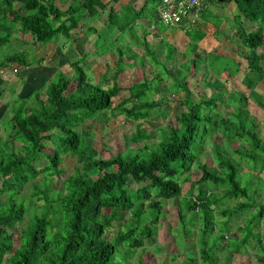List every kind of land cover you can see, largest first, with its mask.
Instances as JSON below:
<instances>
[{"label":"trees","instance_id":"1","mask_svg":"<svg viewBox=\"0 0 264 264\" xmlns=\"http://www.w3.org/2000/svg\"><path fill=\"white\" fill-rule=\"evenodd\" d=\"M120 1L73 0V4L63 9L58 6L60 0H0V49L17 35L21 43L32 45L35 50L53 45L60 36L71 39L73 32L82 31L94 38L96 55L116 52L117 79L126 66L125 52L119 43L127 33L136 34V23L147 17L144 13L148 8L147 3L138 10L126 5L118 12L114 5ZM234 1L240 12L235 19L237 33L248 52L242 84L251 93L249 98L238 92L229 95V104L237 101L239 105L228 118L214 119L213 112L208 111L218 110L216 98L196 103L186 81L174 84V94L184 93L181 101L184 110L173 123L158 129L156 143H151L154 136L138 123L131 135L135 148H127L110 159L86 162L92 138L96 136L95 132L84 130L88 123H107L118 115L123 116V122L159 119L153 116V111L164 101H156L153 95L161 92L162 74L153 76L142 63L141 79L128 89L130 98L114 106V98L123 89L94 83L82 65L87 64V55H83L71 63L74 75L70 78L59 72L57 81L47 85L44 98L34 90L15 99L5 125L11 134L0 151V264H128L147 240L157 236L166 216L164 200H176L179 222L187 237L186 248L192 244L189 241L193 239L192 231L199 230L198 252L188 248L187 259L177 264H219L227 249L238 252L251 243L264 256V232H254L264 222V200L259 202L256 198L261 196L264 180L242 174V162L252 172L264 171V141L248 104L252 100L264 110V98L257 91L264 83V0ZM103 14H107L106 31L100 33L99 27L91 23ZM245 22L250 29H242L240 24ZM116 32L120 34L114 39ZM203 36H197L196 41ZM171 47L169 53H174ZM149 51L155 61L154 53ZM51 57L49 52L31 57L21 50L6 55L0 68L41 66ZM201 57L190 61L191 73L198 74ZM224 71H230L228 74L234 78L239 74L238 69L224 68ZM25 81L23 78L22 82ZM215 135L232 144L243 141L250 147L242 154L241 149L229 145V149H235L234 156L239 155L240 160L236 161L229 149L222 151L211 143L217 150L220 169L217 174L201 162L205 146ZM17 143L21 144L19 151ZM46 143L54 146L52 155L44 153ZM63 155L77 156L81 166L66 180L64 192L51 197L50 184L54 176L63 173L60 169ZM43 158L46 165L37 167L36 162ZM195 165L202 173L197 182L186 176ZM42 175L43 189L35 182ZM28 186L33 189L32 198L45 204L40 213L34 212L27 226L18 229L32 207L19 198ZM184 187L188 188L186 198H182ZM196 188L199 194L195 195ZM215 188L221 195L212 192ZM231 201L236 202L234 207L227 206ZM245 213V223L238 228L242 239L229 240L233 222ZM219 216L224 220H217ZM115 223L120 227L123 224L124 229L109 237ZM139 264L146 263L140 259Z\"/></svg>","mask_w":264,"mask_h":264},{"label":"rangeland","instance_id":"2","mask_svg":"<svg viewBox=\"0 0 264 264\" xmlns=\"http://www.w3.org/2000/svg\"><path fill=\"white\" fill-rule=\"evenodd\" d=\"M73 0H60L58 6L66 9L68 5L72 3ZM78 2L83 0H76ZM110 2L111 0H106ZM160 0H142L148 4V8L145 11L144 15L147 16L154 23L158 22V25L161 26L156 18V4ZM222 1V0H221ZM219 2V4L224 5L223 10L220 8L215 10V14L212 13L213 17L209 12L204 15L203 19L201 18L199 26L192 31L195 32L192 34L185 33V35H174L175 31H167L166 33H161L157 25L151 29L152 34L148 37V42L151 47L160 49L163 48V41L165 50L167 49V55L171 61L167 63V60L164 58V50L161 53L164 59L158 58L157 54L154 53L155 61L158 64L153 66L150 60L143 56L141 52H138V49L144 45L140 42V32L143 33L145 29L141 28L139 33L136 36L131 37L127 35L124 42L120 45L121 47L128 52L136 55L131 61L132 63H126L125 71L117 78H114L116 74V69H118L117 61L118 56L115 54V51L112 52V55L107 58L95 59L94 62L89 64L83 63L84 69L89 74L94 83H101L105 88H110L113 85H118L123 90L119 93V96L114 98V106L121 105L125 100L130 98V92L128 91L129 87L133 85L134 82H137L141 79L142 69L138 66H141L143 63V58L145 61V66L151 70L152 75L162 74L164 84L161 87L160 94H154L153 98L156 101H164L163 105L159 108H156L153 111V116H159V119L151 120H141L140 122H123V116L111 117V120L107 123H88L85 126V131L90 130L95 132V138H92L93 143L91 149L86 154V162L92 161L95 159H110L116 154L124 153L127 148H135L136 145L131 141V135L136 131L138 123H141L148 133L154 136V140L151 143H156L158 141V129L165 128L168 124L173 123L175 117L180 115L183 112L181 106V101L184 98V93L179 92L174 94L173 85L178 84L182 85L185 81L188 83V87L191 90V97L194 102H200L203 100H210L216 98L218 101V110L213 108L209 109V112H213L212 115L214 119L220 120L222 118H228L231 116V113L234 111V107H237L239 103L234 101L232 104H229L228 98L229 95L233 92H238L249 98L251 89L247 88L242 84L244 73L247 70V50L244 47L242 40L239 37L237 31V22L236 17L240 16L239 9L232 0H224V2ZM214 3L216 1L214 0ZM214 3H209L211 6ZM73 4V3H72ZM113 5V4H112ZM140 5L133 6L134 9H140ZM158 5V4H157ZM118 12L122 11L121 5H114ZM210 11V10H209ZM107 14L101 15V17L91 23V25L98 26L101 32H105V23H106ZM205 19L210 20V26L205 24ZM220 19V20H219ZM242 17V21H243ZM222 20V26H220V21ZM142 21V19H139ZM202 21V22H201ZM217 24H219L217 26ZM84 26V24H82ZM242 29H250V26L247 22L240 24ZM219 29L220 35H216L214 32L216 27ZM220 26V27H219ZM85 29H87L85 27ZM200 29V30H197ZM203 31H202V30ZM154 31V32H153ZM120 32V31H119ZM116 32L113 36L115 38L120 33ZM171 36H170V33ZM203 34V41L198 40L197 36ZM82 31L73 32L72 38H66L60 36L58 40L49 46H42L37 49H32V45L23 44L19 41V36H15L16 39H11L10 42L4 44L0 49V61L6 56L14 54L21 50H26L32 56L42 57L46 53H51L52 57L47 60L41 66H32L30 68H22L14 65H9L4 68H0V151L3 150V145L7 142L8 136L11 134L10 128H7L6 122L9 120V117L12 115V109L15 105V99L17 97L22 98L32 91L36 90L42 94L44 98V92L49 83L55 82L58 79V73L62 72L69 76L70 78L74 75L75 71L71 66V63L81 59L84 53L88 51V42L90 38L85 36V43L83 42L84 35ZM173 35V36H172ZM214 36L216 40L212 44L209 43L210 39ZM92 38V36H91ZM108 38V37H107ZM182 38H184L182 40ZM192 39V40H190ZM27 40H30L27 37ZM170 40V41H169ZM174 43L173 50L174 54L169 51L171 50V45ZM199 44V45H198ZM51 45V46H50ZM94 46V45H93ZM32 47V48H31ZM50 47V48H49ZM95 47V46H94ZM162 50V49H161ZM45 53V54H44ZM201 55L202 57L198 60V74L191 73L190 71V60L192 57H197ZM161 56V55H160ZM167 57V56H166ZM166 60V61H165ZM89 59H86L88 63ZM133 66V67H131ZM154 68V70H153ZM224 68L228 69H238L239 74L236 78L231 77L228 73L224 71ZM205 69V71H204ZM153 70V71H152ZM169 73H166V71ZM23 78L26 81L23 83ZM257 91L262 94L264 98V83L257 88ZM46 98V97H45ZM22 103V101H21ZM249 111L252 117L256 119L258 125V132L260 137L264 141V110L256 104V102L249 100ZM20 105V103L18 104ZM129 108L132 104L127 105ZM216 109V108H215ZM211 141V142H210ZM210 141L205 146L204 155L201 157V162L206 163L209 166V170L213 173H220L219 164L217 160L216 149L213 148L211 143H215L220 150L228 148L232 144L229 140L223 139L221 135H215L210 138ZM213 143V144H214ZM21 144H16V151H19ZM46 149L44 153L52 155L54 153V146L50 143H46ZM233 148L241 149V153L245 154L250 150L249 145L245 144L243 141H236L232 144ZM229 149L231 156L235 157L236 161H239V155L234 156L233 150ZM236 155V154H235ZM46 165V160L43 158L39 162H36L37 167H42ZM81 164L78 162L77 156L72 155H63V161L60 165V169L63 171L60 177H55L50 184L51 197H54L56 192L63 193L66 180L76 173V168L80 167ZM243 172L242 174H250L253 178H261L264 180V171L252 172L249 169V166L242 162ZM193 182L199 181L202 176L201 170L195 165L192 170L187 173V175ZM43 189L45 184L43 182V175L40 176L36 181ZM187 187L183 189L182 198H186ZM33 189L31 187H26L20 194L19 198H24L27 205L31 204V208L25 218V221L21 229L27 226V223L31 217H33L34 212H41V209L45 202L43 200L37 201L32 198L31 193ZM212 192L221 195L219 189H214ZM199 194L198 189H195V195ZM261 196H256L258 201L264 200V187L260 192ZM6 195L3 196V198ZM242 201V200H241ZM239 202V201H238ZM236 202L231 201L227 206L234 207ZM178 208L176 205V200H164L163 201V213H166L161 220V225L159 226L158 233L156 237H153L145 242V247L138 250V252L129 259L128 264H139L140 259L144 260L146 264H177L178 262L184 261L187 259L189 254L188 248L198 252L199 248L196 246L199 239V230L196 228L192 231L193 239L189 240L192 244H185L187 239L184 236L183 229L180 225L178 218ZM247 213L242 214L239 219L233 222L232 230L229 234V240H240L242 239V234L238 232V228L245 223ZM130 215H128V219ZM217 220H224L223 216H219ZM198 227V226H197ZM119 229H124V226L120 227L115 223V226L108 233L109 237L115 236ZM254 232L262 234L264 232V222H260V226L254 229ZM218 234H215L216 237ZM212 237V242L214 241ZM264 240V237L262 236ZM264 243V241H263ZM17 248V246H16ZM177 257V260L174 259ZM125 261L124 256L122 258ZM4 264H8L5 262ZM219 264H264L263 253L259 250L258 247L251 243L245 246L238 252H234L231 249H227L223 255L220 257Z\"/></svg>","mask_w":264,"mask_h":264},{"label":"crops","instance_id":"3","mask_svg":"<svg viewBox=\"0 0 264 264\" xmlns=\"http://www.w3.org/2000/svg\"><path fill=\"white\" fill-rule=\"evenodd\" d=\"M112 1V0H111ZM110 1V2H111ZM142 0H121L120 1V5H121V7L123 8L124 6H126V5H132V6H137L138 7V4H142V5H140L141 7L140 8H142L143 6H145V4H146V2L143 4L142 2H141ZM145 1H147V0H145ZM221 0H216V3H214V4H212L211 6H208L207 7V9L205 10V12H204V15H206L208 12L213 16V17H215L212 13H214L215 14V11H214V9L215 10H218L219 8H220V10L222 11L223 10V7H226V6H224V5H221V4H219V2H220ZM234 3H236L234 0H232ZM221 2H224V0H222ZM118 4V3H117ZM236 5H237V3H236ZM116 9V8H115ZM138 10V9H137ZM210 10V11H209ZM156 16V18L158 19V17H157V15H155ZM215 18H218V17H215ZM202 19H203V17H202ZM236 19V18H235ZM220 20V19H219ZM159 21V20H158ZM210 20H206L205 19V24L206 25H209L210 26V22H209ZM202 22V21H201ZM161 26H159L158 25V22L157 23H154L153 21H151L148 17H146V18H143L142 19V21H138L137 23H136V27H137V31H136V34H138L139 33V30H141V28H143V29H145L144 30V32L143 33H141L140 32V34H141V36H140V42L141 43H143L144 45L141 47V49H138V52H141L142 53V55L143 56H145V57H147L149 60H150V62H151V64L153 65V66H155V61L153 60V58H152V54L151 55H149V53H150V51L149 50H151L152 51V53H156L157 54V56H158V58H160L161 57V59H166L167 60V63L169 62V61H171L170 59H169V57H168V55H167V53L166 52H168L167 51V49L165 50V48H164V43L165 42H167L166 40H164L163 41V45H162V47L163 48H159V47H156V48H153V47H151V45L149 44V42H148V37L152 34V28L154 27V25H157L158 26V29L160 30V32L161 33H166L167 31H170V30H172V31H175V32H173V33H175L174 35H185V33H190V34H192V32L193 31H190V32H187V31H185L182 27H169V26H166V25H164V24H162V23H159ZM201 24V23H200ZM199 24V25H200ZM220 26H222V20L220 21ZM219 24H217V26L219 25ZM198 25V26H199ZM197 26V27H198ZM217 26L215 27L216 28V30H215V34L217 35H220V33L218 32L219 31V29L217 28ZM219 26V27H220ZM196 27V28H197ZM195 29V28H194ZM196 30V29H195ZM195 30H194V32H195ZM197 30H200V29H197ZM202 30V29H201ZM203 31V30H202ZM154 32V31H153ZM193 32V33H194ZM237 32V31H236ZM170 33V32H169ZM136 34H134V33H127L125 36H124V39L119 43V44H121L122 42H124V40H125V38H126V36L127 35H130L131 37H133V36H136ZM182 35V36H183ZM83 36V35H82ZM85 36L86 35H84V39H83V42L85 43L86 41H85ZM170 36H171V33H170ZM173 36V35H172ZM214 36L215 35H213V37L210 39V41H209V43L210 44H212L213 42H215L216 40L214 39ZM88 38H90V40L88 41V42H86L87 44H88V51L86 52V53H84L85 55H87V58L89 59V61H88V63L87 64H89V63H91V62H94L95 61V59H101V58H107V56L109 57L110 55H112V52H114V50L112 51V52H109V53H107V54H105V55H103V56H98V55H96L97 54V50H96V48L93 46V37L91 38V37H88ZM116 38V37H115ZM114 38V39H115ZM133 39H135L134 37H133ZM184 38H182V40H183ZM190 40H192V39H190ZM170 41V40H169ZM200 41V40H199ZM203 41V39L201 40V42ZM193 42L194 43H196V40H193ZM199 45V44H198ZM120 47H121V45H119ZM171 46H174L175 47V50H176V45L174 44V43H172V45ZM123 49V48H122ZM124 50V49H123ZM163 50H164V58H163V55L161 54L162 52H163ZM175 50H174V52H175ZM124 52H125V59H126V63H132V59L136 56V55H134V54H132L131 52H128V51H125L124 50ZM115 54H116V52H115ZM174 54V53H173ZM117 55V54H116ZM161 55V56H160ZM118 56V55H117ZM167 56V57H166ZM194 57H192L191 58V60L193 59ZM118 59H119V57H118ZM144 59L145 58H143L142 60H143V65H145V61H144ZM165 60V61H166ZM190 60V61H191ZM132 65L133 66H135V64H133L132 63ZM133 66H131V67H133ZM139 67L140 66H138V69H139ZM147 69V68H146ZM153 70H154V68H153ZM152 70V71H153ZM148 71H151L150 69L148 70ZM152 73V72H151Z\"/></svg>","mask_w":264,"mask_h":264},{"label":"built area","instance_id":"4","mask_svg":"<svg viewBox=\"0 0 264 264\" xmlns=\"http://www.w3.org/2000/svg\"><path fill=\"white\" fill-rule=\"evenodd\" d=\"M209 0H161L156 7L158 20L169 27L192 31L200 22ZM216 1V0H215Z\"/></svg>","mask_w":264,"mask_h":264}]
</instances>
